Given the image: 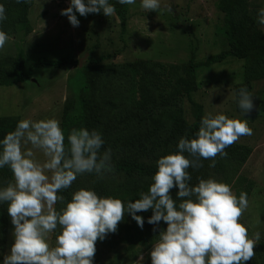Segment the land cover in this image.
Instances as JSON below:
<instances>
[{
  "label": "rangeland",
  "instance_id": "1",
  "mask_svg": "<svg viewBox=\"0 0 264 264\" xmlns=\"http://www.w3.org/2000/svg\"><path fill=\"white\" fill-rule=\"evenodd\" d=\"M29 1L31 32L8 33L0 62L23 52L27 72L32 70L31 79L18 86L0 87V118L57 119L65 134L67 118L81 122V102L85 99L90 106V125L82 122L77 129L102 134L105 143L101 155L111 149V161L157 167L160 157L174 153L179 140L191 134L195 123L196 109L187 93L191 64L231 49L226 15L220 10L222 0H161L158 12H147L137 0L135 5H128L125 31L116 14L107 17L101 11L82 17L77 13L80 25L73 27L68 17L61 15L70 0ZM110 2L119 6L116 0ZM260 9H264V0H241L233 13L235 27L246 42L255 32L264 35V24L258 22ZM41 59H71L73 63L60 69L35 67ZM196 73V90L191 97L203 107V118L225 114L230 119H248L253 135L242 136L226 148L225 157L199 160L202 167L188 169L190 183L195 186L201 178H212L231 185L237 196L248 194L249 206L241 222L250 237L259 232L261 241L247 264L264 262V41L259 40L245 59L231 57L210 68H197ZM242 87L252 94L254 104L245 116L238 106ZM37 157L41 162L46 159L39 152ZM152 177L85 173L60 194L69 202L75 191L91 188L101 197L135 202L140 193L148 191ZM8 186L0 181V189ZM177 191L171 190L174 199ZM66 202H58L56 210L63 209ZM7 207L6 202L0 203V212L5 214L0 220V261L14 243V225ZM152 214V210L137 213L144 217L143 229L126 215L116 233L97 241L93 264H136L141 255L143 264H151L152 246L159 239V231L167 228L161 221L154 232V226L147 223ZM60 232L58 226L49 234L50 247L57 246Z\"/></svg>",
  "mask_w": 264,
  "mask_h": 264
},
{
  "label": "clouds",
  "instance_id": "2",
  "mask_svg": "<svg viewBox=\"0 0 264 264\" xmlns=\"http://www.w3.org/2000/svg\"><path fill=\"white\" fill-rule=\"evenodd\" d=\"M28 2L16 0L18 4ZM116 2L135 5L137 0ZM141 7L158 12L161 0H141ZM101 11L112 17L116 8L110 0H70L61 15L67 16L73 27H79L77 13L86 17ZM6 19V9L0 4V24ZM258 22L264 24V9L259 10ZM8 41V34L0 29V50ZM238 106L243 116L254 107L246 87L238 91ZM251 135L248 119L207 115L195 138L182 137L175 153L157 160L152 184L135 202L101 197L91 188L75 191L71 201L66 202L60 193L71 188L78 176H102L111 167V149L101 155L105 143L102 134L82 127L71 131L70 148L66 150L59 120L19 121L16 129L0 140V169L10 167L15 177L14 184L0 189V203L8 204L14 225V243L0 264H93L97 241L116 233L126 215L143 229L144 217L137 213L149 210L153 214L147 223L154 226V232L161 221L167 225L152 246L151 264H247L261 241L259 232L250 237L241 222L249 206L248 194L237 196L231 185L212 178H201L193 186L188 169L202 167L198 162L201 159L214 161L218 155L227 156L226 148L242 136ZM38 152L46 158L43 162ZM174 188L178 189L175 199L171 193ZM58 202H66L60 211L55 208ZM58 226L61 232L53 248L49 234ZM143 261L141 255L136 264Z\"/></svg>",
  "mask_w": 264,
  "mask_h": 264
},
{
  "label": "trees",
  "instance_id": "3",
  "mask_svg": "<svg viewBox=\"0 0 264 264\" xmlns=\"http://www.w3.org/2000/svg\"><path fill=\"white\" fill-rule=\"evenodd\" d=\"M240 1V2H239ZM241 3V0H222L220 4V10L223 14L226 15V26H227V35H229L231 39V49L229 51L223 52L218 56H212L208 58L205 62L191 64L189 68V76L190 79L187 84V93L189 102L196 109L195 114V123L192 126V132L187 138L193 139L195 138L196 133L198 132L201 126V120L203 119V107L195 103L191 97V94L196 90V70L197 68L204 67L210 68L213 65L220 64L226 61L228 58L235 57L238 59H245L251 51H253L259 40L264 41V35L260 32H255L254 35L251 36V39L246 42V40L241 36L240 31L235 27V22H233V13ZM0 4H3L6 9L7 19L0 24V29L8 33H18L24 32L25 34H30L31 27L29 23V10L31 7V2L28 3H16V0H0ZM116 15L120 19L121 26L123 31L126 29V25L128 22V5L119 4L116 7ZM100 60L96 63L98 64ZM73 61L69 60H61L56 62H50L44 59L39 60L35 67L39 66H50L57 69L62 68L67 64H71ZM32 70L27 72L26 69V60L23 52H20L15 58L4 59L0 62V87H14L20 84H25L31 79ZM89 89V88H86ZM82 107L84 110V115L80 118L81 122L73 121L72 119L67 118L64 123L65 127V148L66 150L70 148L68 143V136L70 135L73 129H77L82 125V122H88L90 125V116L88 115V111L90 110V106L85 99H82ZM88 117V118H87ZM179 120V119H176ZM20 120L16 117H2L0 118V140H2L5 135L9 132H12L16 129V126ZM186 124H183V126ZM179 130L181 126H177ZM186 129V126H184ZM177 151V146L174 149V153ZM157 171V167H149L135 162H129L126 160L120 161H111V167L105 171L103 174L107 176H117L120 174L125 175H142V176H153ZM14 180V175L10 169V167L5 166L0 169V181L4 184H11ZM5 214L0 212V220L4 219ZM258 264H264L261 259L258 261Z\"/></svg>",
  "mask_w": 264,
  "mask_h": 264
},
{
  "label": "water",
  "instance_id": "4",
  "mask_svg": "<svg viewBox=\"0 0 264 264\" xmlns=\"http://www.w3.org/2000/svg\"><path fill=\"white\" fill-rule=\"evenodd\" d=\"M80 64L82 65V62Z\"/></svg>",
  "mask_w": 264,
  "mask_h": 264
}]
</instances>
